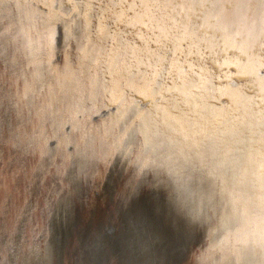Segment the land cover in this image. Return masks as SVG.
Returning <instances> with one entry per match:
<instances>
[{
	"label": "snow or ice",
	"instance_id": "snow-or-ice-1",
	"mask_svg": "<svg viewBox=\"0 0 264 264\" xmlns=\"http://www.w3.org/2000/svg\"><path fill=\"white\" fill-rule=\"evenodd\" d=\"M47 7L24 34L0 15V148L15 154L8 170L21 176L43 162L32 183L40 186L46 227L39 244L20 246L25 261L56 264L53 222L98 199L117 165L122 208L144 195L158 203L167 190L183 238L211 227L218 182L230 179L225 137L244 136L250 125L247 114L205 115L203 93L215 79L208 66L236 68L231 78L240 84L229 88L260 109L264 129V0H52ZM129 95L151 108L124 112ZM113 105L125 123L156 121L137 137L139 154L101 155L61 131ZM260 136L264 155V131ZM4 166L0 156V175ZM167 243L143 214L123 227L108 222L99 237L111 264H168L160 259Z\"/></svg>",
	"mask_w": 264,
	"mask_h": 264
},
{
	"label": "bare ground",
	"instance_id": "bare-ground-1",
	"mask_svg": "<svg viewBox=\"0 0 264 264\" xmlns=\"http://www.w3.org/2000/svg\"><path fill=\"white\" fill-rule=\"evenodd\" d=\"M51 2L52 0H2L0 15L12 20L21 34L28 33L36 28L49 11L47 6ZM223 63L221 60V64ZM208 67L215 79L203 93L202 106L205 115L212 119L229 113L247 114L250 125V131L244 136L225 137L231 145L228 161L230 179L227 184L220 185L218 182L213 225L194 234L190 239L183 238L180 227L168 208L167 190H164L162 198H156L158 203L154 202L153 197L144 195L130 206L125 205L122 208L117 197L118 187L112 182V171L111 178L103 188L105 193H109L108 199L104 200L105 195H100L104 205L109 202L108 207L103 209L97 199L91 205L79 203L67 216L61 213L53 222L56 264L64 261L66 264H111V257L106 263V249L102 252L99 246L101 224L113 216V223L123 227L128 217L140 214L147 219L149 228L167 236L168 243L162 249L160 259H166L168 264H264V155L261 154L260 146V133L264 129L260 127V109L248 104L229 88L230 84H240L239 78H231L236 71L233 65L220 67L209 64ZM256 91H259L258 87ZM247 95L251 96L252 93ZM133 101H136L135 105ZM137 105L139 112L147 113L151 108L150 103L142 97L129 95L123 111L133 110ZM105 110L98 120H94L93 115L81 116L61 131L71 133L75 140L101 155L117 149H123L129 154L135 150L139 154L142 145L137 137L143 139L142 133L148 131L149 121L156 123L154 118L149 117V120L135 124L131 121L125 123L117 114L115 105ZM73 117L74 114H70L69 118ZM161 131L166 132V129L161 127ZM14 155L8 152L6 145L0 148V156L5 160L4 171L0 175V264H28L20 246L30 248L34 243L39 244L40 229L46 227L39 211V197L33 201L29 198L32 191L38 196L40 186L34 185L32 180L35 179L36 168L43 167V162L31 165L30 174L21 176L19 169L8 170V162ZM37 160L40 158L37 157ZM77 217L81 221L74 233L72 226L75 225ZM17 235L19 245L14 247ZM77 237L81 239L78 241ZM44 239H48L47 234Z\"/></svg>",
	"mask_w": 264,
	"mask_h": 264
},
{
	"label": "water",
	"instance_id": "water-1",
	"mask_svg": "<svg viewBox=\"0 0 264 264\" xmlns=\"http://www.w3.org/2000/svg\"><path fill=\"white\" fill-rule=\"evenodd\" d=\"M105 109L104 110H102V111H99L100 112V114L101 113H105ZM94 120H98V116H96V115H93V117H92ZM120 165H117L116 166V168L114 169V170H112V171H114V174L112 175L113 177H112V179H113V184L114 185H117L118 186V184H119V177H120V175H121V172H120ZM116 186V187H117ZM102 195H105L104 197V200L105 199H108V196L107 195H109V193L108 192H102ZM39 196H35V192H31V193H29V198H30V200H35L36 198H38ZM101 196H99V198L97 199V203L99 204V203H101V206H102V208L104 209L105 207H108L109 206V202H107L105 205H104V202H102V200L101 199H103V198H100ZM101 200V201H100ZM108 201V200H107ZM77 205H79V203L77 204ZM101 208V209H102ZM76 210H77V207H76ZM99 211V210H98ZM98 211H97V214H98ZM9 216H10V214H9ZM98 216V215H97ZM10 218V217H9ZM80 218L79 217H77L76 219H75V225L74 226H72V231L75 233V232H77V228L78 227H76L77 226V224H79L80 223ZM108 222H111V223H113V216L106 222V223H103V224H101V231L103 230V228H104V225L105 224H107ZM114 224V223H113ZM112 231V229H108V232H111ZM73 233V234H74ZM76 236H78V234L76 235ZM73 239H74V235H73V237H72V242H74L73 241ZM77 239H78V237H77ZM81 238H79L78 239V241L80 240ZM76 242H77V240H76ZM75 242V243H76ZM108 259H109V257H107V260H106V263L108 262ZM65 263V261L63 262V263H61V264H64ZM66 264V263H65ZM79 264V263H78Z\"/></svg>",
	"mask_w": 264,
	"mask_h": 264
},
{
	"label": "rangeland",
	"instance_id": "rangeland-1",
	"mask_svg": "<svg viewBox=\"0 0 264 264\" xmlns=\"http://www.w3.org/2000/svg\"><path fill=\"white\" fill-rule=\"evenodd\" d=\"M230 67H231V65H230Z\"/></svg>",
	"mask_w": 264,
	"mask_h": 264
}]
</instances>
